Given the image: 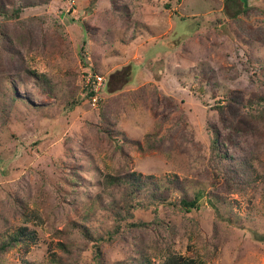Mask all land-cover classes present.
I'll use <instances>...</instances> for the list:
<instances>
[{
  "label": "rangeland",
  "instance_id": "obj_1",
  "mask_svg": "<svg viewBox=\"0 0 264 264\" xmlns=\"http://www.w3.org/2000/svg\"><path fill=\"white\" fill-rule=\"evenodd\" d=\"M91 2L0 0L24 7L0 12V244L37 233L0 264H264V126L244 113L236 133L227 107L264 95V0ZM90 74L106 79L94 97ZM131 173L177 176L200 206L128 212L107 177Z\"/></svg>",
  "mask_w": 264,
  "mask_h": 264
},
{
  "label": "trees",
  "instance_id": "obj_2",
  "mask_svg": "<svg viewBox=\"0 0 264 264\" xmlns=\"http://www.w3.org/2000/svg\"><path fill=\"white\" fill-rule=\"evenodd\" d=\"M100 0H92L91 6L94 7L98 4ZM178 2H181V0H177ZM233 1V0H229ZM244 5H246L247 10H251L252 7H249L248 0H241ZM24 6H28L27 4H24ZM166 7L171 9V4H166ZM24 7L22 5L18 7H14L11 9L12 11H9L5 8L4 5H0V12L3 15L14 16L18 17L20 16L22 10ZM11 14V15H10ZM171 43H167V47L170 48ZM171 49V48H170ZM121 73H124L120 80L122 81H128L130 79V76L132 75L131 68H126L125 71H121ZM35 74V73H34ZM35 76L38 78V75L35 74ZM117 77L118 75H111V81L112 79ZM126 76H129L128 78H124ZM16 81H22L25 82L24 79L17 75L15 77ZM38 83V81H37ZM111 86V85H110ZM109 87V86H108ZM88 91L91 96H95L96 93L93 90V87L90 85L88 87ZM228 104L227 107L231 108L232 110V116L234 119H238L237 122L229 124L228 126L231 128V130L235 131L236 133H241L242 131V117L245 113V116L250 117L252 120V124H261L264 126V95L257 94L253 95L249 98L241 97L238 93H234L233 96H229L227 98ZM223 108L225 107H218V110L220 112H224ZM220 132L217 129H213V139L211 142L212 150L215 151L220 157L223 159H227V151L223 150V148L219 144V137ZM230 143H232V137H230ZM240 169H244L243 165H238ZM238 170V169H237ZM232 173H234V170L230 169ZM236 173V172H235ZM234 175V174H233ZM107 185L108 186H117L119 188V191L122 195V206L125 208L128 212H132L131 208H135L136 206H140V203H135L137 199L142 198L143 196H146L147 200H149L150 204L153 205H165V204H172L173 206H179L183 211L185 212H191L193 210H196L200 206V199L203 195L202 192H196L193 196H190L189 192L186 188V183L183 180H180L179 177L175 176L173 179L168 180L165 184L161 185L158 183L153 176L143 177L140 174L137 173H131L129 175L125 176H119V177H113L108 176L107 177ZM176 191H179L181 194V197L176 201H172L173 193ZM115 206L118 205L117 200H115ZM140 202V201H139ZM115 219L119 217V215L114 216ZM135 227H147V225L144 224H135L133 225ZM82 235L86 238H91L88 228L83 227ZM261 241L264 242V235L260 236ZM37 240V233L36 231H30L28 228L23 227L17 230L14 234L10 236L4 243L0 244V254L4 253L5 251L13 248L16 244H22L28 247L27 242H35ZM102 240V239H100ZM60 248L62 251L66 252L68 250V247L66 245L60 244ZM95 256L98 260L99 257H101V253L99 250V247L96 248ZM150 258V257H149ZM148 257L144 258L141 264H153L151 263L150 259ZM55 262V260H54ZM162 264H197V262L194 259H186L180 255H172L167 258V260Z\"/></svg>",
  "mask_w": 264,
  "mask_h": 264
},
{
  "label": "built area",
  "instance_id": "obj_3",
  "mask_svg": "<svg viewBox=\"0 0 264 264\" xmlns=\"http://www.w3.org/2000/svg\"><path fill=\"white\" fill-rule=\"evenodd\" d=\"M87 87H90V85L93 87L94 92L96 93L95 96H97L99 90L98 87H103V85H106V79L103 76L100 75H88L87 78ZM97 88V89H96ZM94 97V96H93ZM96 100V99H94Z\"/></svg>",
  "mask_w": 264,
  "mask_h": 264
}]
</instances>
